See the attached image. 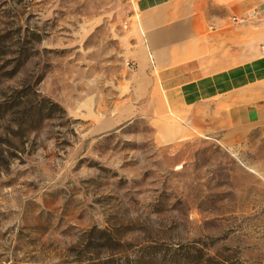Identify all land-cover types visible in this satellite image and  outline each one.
<instances>
[{
  "label": "rangeland",
  "instance_id": "374dc122",
  "mask_svg": "<svg viewBox=\"0 0 264 264\" xmlns=\"http://www.w3.org/2000/svg\"><path fill=\"white\" fill-rule=\"evenodd\" d=\"M132 13L0 0V264H264L262 128L178 134L149 100L96 126L131 95Z\"/></svg>",
  "mask_w": 264,
  "mask_h": 264
},
{
  "label": "crops",
  "instance_id": "0c3cea01",
  "mask_svg": "<svg viewBox=\"0 0 264 264\" xmlns=\"http://www.w3.org/2000/svg\"><path fill=\"white\" fill-rule=\"evenodd\" d=\"M123 39L136 63L131 95L98 128L136 117L149 100L157 116L168 108L187 119L178 134L192 118L195 129L264 130V0H133Z\"/></svg>",
  "mask_w": 264,
  "mask_h": 264
}]
</instances>
